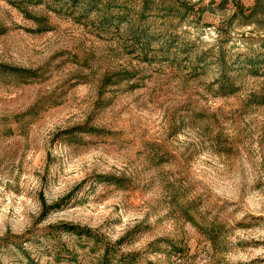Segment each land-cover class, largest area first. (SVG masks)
Here are the masks:
<instances>
[{"label": "rangeland", "instance_id": "rangeland-1", "mask_svg": "<svg viewBox=\"0 0 264 264\" xmlns=\"http://www.w3.org/2000/svg\"><path fill=\"white\" fill-rule=\"evenodd\" d=\"M0 264H264V0H0Z\"/></svg>", "mask_w": 264, "mask_h": 264}]
</instances>
